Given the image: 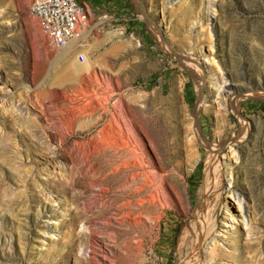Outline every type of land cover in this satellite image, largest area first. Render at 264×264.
I'll return each mask as SVG.
<instances>
[{
  "label": "rangeland",
  "instance_id": "rangeland-1",
  "mask_svg": "<svg viewBox=\"0 0 264 264\" xmlns=\"http://www.w3.org/2000/svg\"><path fill=\"white\" fill-rule=\"evenodd\" d=\"M31 1L0 0V264H264V0H79L57 50ZM116 139L157 152L159 220L122 217L134 184L106 157L75 162Z\"/></svg>",
  "mask_w": 264,
  "mask_h": 264
},
{
  "label": "bare ground",
  "instance_id": "bare-ground-1",
  "mask_svg": "<svg viewBox=\"0 0 264 264\" xmlns=\"http://www.w3.org/2000/svg\"><path fill=\"white\" fill-rule=\"evenodd\" d=\"M214 5H220L219 1H216V3ZM214 9H215V7H214ZM211 19H214L215 20L216 18H215V16H211ZM73 44H75V43H73ZM81 70H83V69H81ZM78 73H80V72H78ZM82 78L84 80L85 79V76H82ZM94 78H96V77H94ZM84 84L85 85H88L87 82L84 83ZM112 86H113V84H112ZM226 87L227 88H231V85L230 86L229 85H226ZM87 88L90 89L91 87L90 88L87 87ZM87 88H85V90ZM86 93H88V92H86ZM64 95H65V93H64ZM63 96H62V98H63ZM89 96H90V93H89ZM65 98H66V95L64 96L63 99H65ZM74 114H76V113H74ZM73 117H76V116L73 115ZM110 132H112V131H110ZM60 135L62 137L61 132H60ZM115 136H117V135H115ZM54 137H55V135H54ZM57 139H59V137ZM60 139H62V138H60ZM62 140H61V143H62ZM61 143H60L59 147L60 148H63V146L61 145ZM79 147H81V149H78V150L75 151V147H74V150H73L76 153V159H75V157H74V159H75V162L77 164L78 163L81 164L80 162H82L83 164H85L86 161H84V160H89L91 157H94L95 158L93 161L89 162L88 164L87 163L85 164V165H87V167H85V169L87 170V171L85 170L86 172H89V171L91 172V170L92 169H95V167L98 166L99 164H101V162L103 164V160L101 161V159H103V158L106 157V159L104 161H105L106 164H108L109 170L111 169L110 171L109 170L108 171L112 174V176L122 177L126 182H130V183L134 184V187H133L132 191H130L131 192V196L130 197H132L134 195L136 197L135 198L134 197L133 198L128 197L125 201L123 200L124 203H122V205L120 204V206H119V209H122V208H130V209L126 210V211H123L122 210L121 213H122V217L124 219H126V220L128 219V220L131 221V217L135 213H136V216L134 215L135 218H137V219L142 218L141 216H143L142 213L144 211L147 212L148 215L151 216V220H149V221L152 222V217L155 218V219H158V220L160 219L161 215L163 214V209L165 208V206H167V201L164 202V198L167 197L166 200H168L169 202L172 201L171 200V196H169V194H167L172 189L170 187L171 184H169V182H167L164 179V177L161 175L162 173L160 174L159 171L155 170L156 169L154 167L155 165L158 164V167L159 168H162L161 167L162 165L160 164L161 162L159 161V157L156 154L157 152H155L154 148L151 147V145L149 143L148 144L147 143L146 144H143V142H141V140H140V142H139L138 145L135 144V145L132 146L129 143L126 144V142H123L120 139H116L115 141L112 140V142H110V141H107V142L100 141V142H98V141L95 140V142L92 141V142H89L88 143V148H86L85 145H83V144H81V146H79ZM65 149H67L68 151L70 150L67 147ZM139 150H140V152L142 151L141 152L142 155H139L138 154ZM70 154L71 153H69V156H70ZM128 154H131L132 156L129 157V156H127ZM73 155H72V157H73ZM70 159H71V157H70ZM74 159H72L71 161L74 162ZM76 163H75V165H77ZM77 166H79V165H77ZM162 169H164V168H162ZM93 171H95V170H93ZM97 188L99 189V191L98 192H95V190H94L93 193H92V196L96 197V200L99 199L100 197H102L103 193L106 192V190H107L106 187L103 186L102 184H100ZM165 194H167L168 196L165 195ZM161 196H163V197H161ZM92 200L95 201V198H92ZM135 207H136V209H135ZM197 214H199V213H197ZM146 217L144 216V218H146ZM135 218H134V221H133L134 223L140 222L139 220H136ZM199 218L200 217L198 216L197 222H194V224H192V229L195 231V233H194L195 234L194 235V239L202 240V238L203 239L207 238L208 234L212 233V231L215 229V227H216V221H215V216L212 218V220H211L212 222H209V223L208 222H204V221H202ZM110 219L111 218H109V216L106 217V215H104L103 216V220H104L103 223L108 222V220H110ZM121 220H123V219H121ZM154 222H155V220H154ZM134 223H132V224H134ZM254 227H255V225H251L250 224V226L248 227V230L249 231H253ZM212 249L213 250L218 249V245L217 244H213ZM107 250H108V248H107ZM101 251L104 252V253H100L98 255H100L102 258H106L105 256H108V255L105 253V250L101 248ZM200 258H202L201 252L198 253L197 257L195 258V261H193L191 263V261H192L191 260L189 262V264H198V260Z\"/></svg>",
  "mask_w": 264,
  "mask_h": 264
},
{
  "label": "built area",
  "instance_id": "built-area-1",
  "mask_svg": "<svg viewBox=\"0 0 264 264\" xmlns=\"http://www.w3.org/2000/svg\"><path fill=\"white\" fill-rule=\"evenodd\" d=\"M29 9L40 34L55 50L69 46L80 36L79 25L87 12L79 0H32ZM79 56L84 58L82 53Z\"/></svg>",
  "mask_w": 264,
  "mask_h": 264
}]
</instances>
